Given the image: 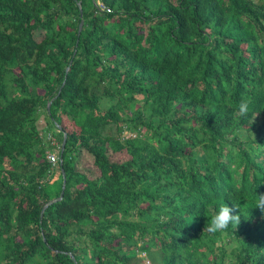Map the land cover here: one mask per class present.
Instances as JSON below:
<instances>
[{
	"label": "trees",
	"instance_id": "trees-1",
	"mask_svg": "<svg viewBox=\"0 0 264 264\" xmlns=\"http://www.w3.org/2000/svg\"><path fill=\"white\" fill-rule=\"evenodd\" d=\"M94 1L0 0V264H264V0Z\"/></svg>",
	"mask_w": 264,
	"mask_h": 264
},
{
	"label": "clouds",
	"instance_id": "clouds-1",
	"mask_svg": "<svg viewBox=\"0 0 264 264\" xmlns=\"http://www.w3.org/2000/svg\"><path fill=\"white\" fill-rule=\"evenodd\" d=\"M93 6L97 12H104L106 14L111 12V9L109 7L103 5L98 0H95L93 2ZM77 31H78V28H77ZM249 104H250V101L248 99L242 98L237 105V114L239 116L247 115L248 110H249ZM131 135L135 136L136 132L135 133L129 132L124 129L121 130V136L123 138H129ZM52 147L53 148H50L49 150L46 149V159H47V162L51 166H54L59 160L58 152H59V149L61 148V143L54 142ZM50 155L54 157L53 162H51L48 158V156ZM60 172L62 175L63 172L61 169H60ZM61 181H62V176H61ZM254 204L256 207L260 208L261 211H264V194H257L255 192ZM233 211L234 209L229 207L227 204H222L218 210L213 209L212 214L208 217L209 223L206 225L205 230L210 234H227V229L229 225H233L235 229V227L240 223V215L233 214ZM141 256L144 257L145 255L142 253Z\"/></svg>",
	"mask_w": 264,
	"mask_h": 264
},
{
	"label": "rangeland",
	"instance_id": "rangeland-1",
	"mask_svg": "<svg viewBox=\"0 0 264 264\" xmlns=\"http://www.w3.org/2000/svg\"><path fill=\"white\" fill-rule=\"evenodd\" d=\"M79 156L76 157V159H75V166L80 170L88 168L90 166V163H91L90 157L87 154H84L82 152L79 153ZM144 257L147 261V264H149L148 258L146 256H144Z\"/></svg>",
	"mask_w": 264,
	"mask_h": 264
},
{
	"label": "water",
	"instance_id": "water-1",
	"mask_svg": "<svg viewBox=\"0 0 264 264\" xmlns=\"http://www.w3.org/2000/svg\"><path fill=\"white\" fill-rule=\"evenodd\" d=\"M80 28H81V21L78 23V31L80 30ZM48 106H49V102H48V104L46 105V108H48ZM64 141H65V136L63 135V138H62V141H61V148L63 147ZM61 176H62V181H61V188H60L59 196L57 197L58 200H59V199L61 198V196H62V192H63V188H64V182H65L63 174H62ZM46 205H47V204H45V205L43 206V208H44ZM40 214H41V213H40Z\"/></svg>",
	"mask_w": 264,
	"mask_h": 264
},
{
	"label": "built area",
	"instance_id": "built-area-1",
	"mask_svg": "<svg viewBox=\"0 0 264 264\" xmlns=\"http://www.w3.org/2000/svg\"><path fill=\"white\" fill-rule=\"evenodd\" d=\"M108 11V10H107ZM48 158H49V160L51 161V162H53L54 161V157L53 156H48Z\"/></svg>",
	"mask_w": 264,
	"mask_h": 264
}]
</instances>
